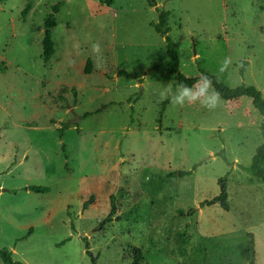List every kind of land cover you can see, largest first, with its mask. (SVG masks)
Masks as SVG:
<instances>
[{
    "label": "rangeland",
    "instance_id": "rangeland-1",
    "mask_svg": "<svg viewBox=\"0 0 264 264\" xmlns=\"http://www.w3.org/2000/svg\"><path fill=\"white\" fill-rule=\"evenodd\" d=\"M105 1L0 3V249L24 264H264L263 118L247 97L173 106L160 92L175 78L150 76L167 61L163 11L184 77L264 98V0ZM220 179L228 210L207 204Z\"/></svg>",
    "mask_w": 264,
    "mask_h": 264
},
{
    "label": "trees",
    "instance_id": "trees-1",
    "mask_svg": "<svg viewBox=\"0 0 264 264\" xmlns=\"http://www.w3.org/2000/svg\"><path fill=\"white\" fill-rule=\"evenodd\" d=\"M7 0H0L1 2H5ZM148 3L155 7L153 0H147ZM114 0H106V5H112ZM62 3H58L52 7L51 13L44 20V31L42 38V60L44 63H47L54 54V43L52 41V29L55 26L54 23V14H56L59 10V7ZM158 11V9H157ZM154 31L161 35L164 39L165 43V53L167 56V61L161 63L157 66H154L151 69L150 76L152 78L162 77V76H173L175 78V85L177 83H186L188 85H192L196 79L195 78H186L179 72V58L177 52L175 51L174 44L170 37L168 36L169 27L167 25V15L163 11H159L158 14V22L151 25ZM241 68L239 69V74L242 75L245 70L246 63L241 62ZM91 64L87 62V68L85 69L86 73H90ZM208 75L212 79L213 87L220 93L221 99L224 101H236L243 97L250 98L252 101L253 107L258 111L260 116L263 118L261 123V132L262 137L264 139V98L260 91H258L253 86L242 85L234 89L227 88L216 76L202 73ZM118 76L122 77H132L125 71H119ZM137 78V75L132 77ZM91 114L87 113L82 116V118L86 119ZM264 146L257 151V154L253 161V172L255 175L263 182L264 184ZM219 185V195L208 202V205L218 204L222 209L228 210L229 206L227 204V193H226V180L220 179L218 181ZM34 191H37L34 189ZM0 260L2 264H24L22 262L13 261L11 257V253L7 249H0Z\"/></svg>",
    "mask_w": 264,
    "mask_h": 264
},
{
    "label": "clouds",
    "instance_id": "clouds-1",
    "mask_svg": "<svg viewBox=\"0 0 264 264\" xmlns=\"http://www.w3.org/2000/svg\"><path fill=\"white\" fill-rule=\"evenodd\" d=\"M93 52L99 54V44L93 45ZM231 64L230 58H225L223 61L220 72H225ZM160 100H169L173 106L184 107L199 103L202 107L209 110H214L219 106L221 101L220 93L213 87L212 79L205 74H201L192 85L186 83H177L175 91L169 83L164 86L160 92Z\"/></svg>",
    "mask_w": 264,
    "mask_h": 264
}]
</instances>
